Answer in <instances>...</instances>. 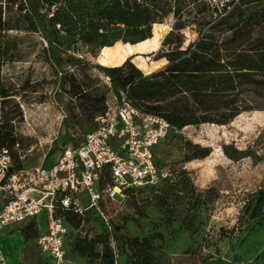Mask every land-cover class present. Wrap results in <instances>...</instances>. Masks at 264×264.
<instances>
[{"label": "rangeland", "instance_id": "374dc122", "mask_svg": "<svg viewBox=\"0 0 264 264\" xmlns=\"http://www.w3.org/2000/svg\"><path fill=\"white\" fill-rule=\"evenodd\" d=\"M80 1L89 2L91 10L96 9L95 0ZM141 1L166 11L162 22L153 25V34L156 27L167 29L160 37L158 48L141 55L148 63L169 49L163 41L175 26V8L181 11L186 23L182 30L184 47L200 37L204 20H212L203 0ZM0 4L6 11L4 17L18 27L0 32V81L15 93L0 111V148L8 147L18 166H39L55 147L58 149L48 162L59 156L61 148L69 143L65 142L68 135L81 140L95 126V121H87L82 115L77 120L72 118L73 111L79 112L75 109L76 96L68 83L61 84L60 77L62 73H74L78 78L90 74L108 84V77L100 68L105 66L100 63L102 49L94 56L81 42L73 44L61 32L59 52L54 54L41 32L29 29L26 16L31 10L47 26L50 14L42 0L31 3L0 0ZM6 4H9L7 8ZM21 5L25 10L21 11ZM217 35L222 40L228 39L229 49L224 52L228 55L227 62L236 64L237 51L245 48L246 54L256 59L264 54L263 22L251 18L235 37L232 31H220ZM4 47L9 49L8 57H4ZM236 80L253 110L242 112L226 125L201 123L177 128L172 138L157 150L159 164L173 173L163 192L139 197L128 195L121 204L110 201L106 204L115 227L117 264H264V226L246 236L245 206L248 194L256 191L264 180V97L261 95L264 74L256 72L251 78L236 77ZM113 100L111 89L107 101ZM226 145L245 150L248 156L233 160L224 152ZM202 149H210L211 153L205 158L196 157L195 153ZM254 155L262 156L263 160L256 163ZM209 189L212 197L218 194L217 198L208 200L196 211L193 228L186 229L182 221L187 214L192 215L189 201L192 194ZM105 230L98 217L87 219L81 229L73 225L67 238L68 248L72 249L77 237ZM2 233V248L9 262H35L38 256L40 262L44 257L36 240L24 244L19 226L4 228ZM134 238L150 241V256L140 254L133 244ZM71 252L69 257L74 264H87L86 258Z\"/></svg>", "mask_w": 264, "mask_h": 264}, {"label": "trees", "instance_id": "16d2710c", "mask_svg": "<svg viewBox=\"0 0 264 264\" xmlns=\"http://www.w3.org/2000/svg\"><path fill=\"white\" fill-rule=\"evenodd\" d=\"M42 1L50 14L47 26L31 10L26 16L30 22L29 29L40 31L54 54L59 52L61 32L69 37L71 43L81 42L91 54L97 56L103 47L113 46L118 42L135 44L151 38L153 25L162 22L161 19L166 14L164 9L141 0H95V10H91L89 2L83 3L80 0ZM28 2L31 3V0ZM7 5L9 4H6V8ZM205 7L208 11L206 5ZM20 9L25 10L24 5ZM173 12L177 19L175 26L163 41V45H169V49L155 57L168 60L161 68L145 74L133 62V56H130L121 65L100 67L108 77V84L90 74L78 78L74 73H62L61 84L68 83L71 92L76 96L75 109L79 112L73 111L74 120L82 115L87 121H95L97 117L104 115L111 89L117 94L126 91L133 105L147 113L165 118L176 129L201 123L226 125L242 112L253 110L238 89L236 77L248 79L256 72L264 74V54L256 59L248 56L245 48L237 51L236 64L227 62L228 55L224 52L229 49L228 39L222 40L217 33L232 31L235 37L241 26L251 18L264 23V0H243L242 5L225 18L216 22L204 20L200 37L186 47L182 33L186 27L185 20L182 19L179 9L175 8ZM5 13L3 4H0V32L18 28L10 24L4 17ZM8 56L9 49L4 47V57ZM14 94L7 87H3L0 81V111ZM261 95L264 97V92ZM69 141L76 142L68 135L65 142ZM57 149L55 147L49 152L44 164H47ZM223 149L233 160L248 156L245 150L233 146L226 145ZM210 153V149H202L195 154L196 157L205 158ZM253 160L257 163L263 157L254 155ZM164 188L165 185L153 195L161 194ZM211 192L209 189L204 193L192 194L189 200L192 203V215L187 214L182 221L186 229L193 228L192 218L196 211L208 200L217 198L218 194L212 197ZM245 206L248 236L264 226V180L256 191L248 194ZM221 231L225 230L222 228ZM21 232L26 241L34 240L38 236L34 222L23 227ZM133 244L143 257L150 256L149 240L134 238ZM72 250L86 258L87 264H116L117 261V256L110 247L108 234L105 233L91 238L77 237Z\"/></svg>", "mask_w": 264, "mask_h": 264}, {"label": "built area", "instance_id": "2783aa9c", "mask_svg": "<svg viewBox=\"0 0 264 264\" xmlns=\"http://www.w3.org/2000/svg\"><path fill=\"white\" fill-rule=\"evenodd\" d=\"M203 2L216 22L243 0ZM107 105L83 139L69 141L47 164L18 166L12 151L0 148V230L12 225L22 229L34 222L35 240L44 254L37 264H74L69 257V231L73 225L81 229L91 217L105 224L104 233L117 255L115 227L106 204H121L128 195L157 193L173 174L159 164L157 150L172 138L176 127L133 105L126 91L114 92ZM0 264H7L1 239Z\"/></svg>", "mask_w": 264, "mask_h": 264}, {"label": "bare ground", "instance_id": "6f19581e", "mask_svg": "<svg viewBox=\"0 0 264 264\" xmlns=\"http://www.w3.org/2000/svg\"><path fill=\"white\" fill-rule=\"evenodd\" d=\"M166 30L164 26L156 27L153 36L144 41L135 44L118 42L113 46L103 47L100 63L105 66L121 65L128 57L133 56L134 63L141 70L145 73H151L165 65L168 60L166 58L154 59L148 63L141 55L156 50L159 46L160 37Z\"/></svg>", "mask_w": 264, "mask_h": 264}, {"label": "crops", "instance_id": "0c3cea01", "mask_svg": "<svg viewBox=\"0 0 264 264\" xmlns=\"http://www.w3.org/2000/svg\"><path fill=\"white\" fill-rule=\"evenodd\" d=\"M3 229H4V228H3ZM3 229L0 230L1 247H3V241H2V239H3V233H2ZM10 234H12V233H10ZM21 238H22L24 244H27V243L29 242V241H26V240H25V237H24L23 235H21ZM34 240H35V239H34ZM30 241H33V240H30ZM2 250H3V248H2ZM3 252H4V254H5V260H6V263H7V264H16V263H17V264H37V262H38V260H39V256H38V258H37V260H36L35 262H32V261H26V262H20V261L9 262L8 259H7V256H6V253H5L4 250H3Z\"/></svg>", "mask_w": 264, "mask_h": 264}, {"label": "water", "instance_id": "95a60500", "mask_svg": "<svg viewBox=\"0 0 264 264\" xmlns=\"http://www.w3.org/2000/svg\"><path fill=\"white\" fill-rule=\"evenodd\" d=\"M150 74V73H149Z\"/></svg>", "mask_w": 264, "mask_h": 264}]
</instances>
